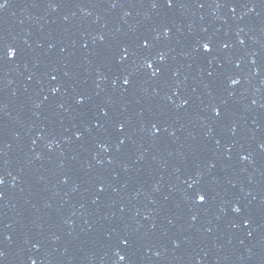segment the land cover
Masks as SVG:
<instances>
[{"label": "water", "instance_id": "water-1", "mask_svg": "<svg viewBox=\"0 0 264 264\" xmlns=\"http://www.w3.org/2000/svg\"><path fill=\"white\" fill-rule=\"evenodd\" d=\"M0 264H264V0H6Z\"/></svg>", "mask_w": 264, "mask_h": 264}, {"label": "snow or ice", "instance_id": "snow-or-ice-1", "mask_svg": "<svg viewBox=\"0 0 264 264\" xmlns=\"http://www.w3.org/2000/svg\"><path fill=\"white\" fill-rule=\"evenodd\" d=\"M4 4H6V0H0V8H2V7L4 6ZM203 47H204L205 50H207V49L209 48V45H208V44H204ZM13 55H14V52L10 50V51L8 52V56L11 57V56H13ZM149 67H151V65H149ZM236 82H237V81H235V80L232 81L233 84H235ZM125 83H128V80H127V79L125 80ZM198 199H199L200 201H203V200L205 199V196L200 195V196L198 197ZM234 211L239 212L240 209H239V208H235ZM120 259L123 260L124 257H120Z\"/></svg>", "mask_w": 264, "mask_h": 264}]
</instances>
